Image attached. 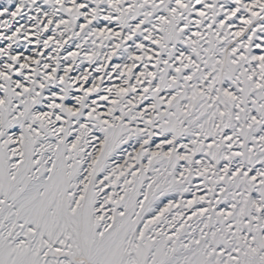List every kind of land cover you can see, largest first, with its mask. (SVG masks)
Segmentation results:
<instances>
[{
	"label": "snow or ice",
	"instance_id": "snow-or-ice-1",
	"mask_svg": "<svg viewBox=\"0 0 264 264\" xmlns=\"http://www.w3.org/2000/svg\"><path fill=\"white\" fill-rule=\"evenodd\" d=\"M0 264H264V0H0Z\"/></svg>",
	"mask_w": 264,
	"mask_h": 264
}]
</instances>
